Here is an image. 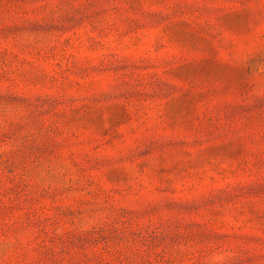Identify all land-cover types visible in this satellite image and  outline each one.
I'll return each mask as SVG.
<instances>
[{
	"label": "rangeland",
	"instance_id": "rangeland-1",
	"mask_svg": "<svg viewBox=\"0 0 264 264\" xmlns=\"http://www.w3.org/2000/svg\"><path fill=\"white\" fill-rule=\"evenodd\" d=\"M0 264H264V0H0Z\"/></svg>",
	"mask_w": 264,
	"mask_h": 264
}]
</instances>
